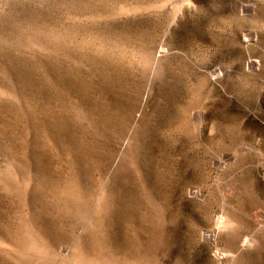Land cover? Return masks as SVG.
Listing matches in <instances>:
<instances>
[{"label":"rangeland","instance_id":"374dc122","mask_svg":"<svg viewBox=\"0 0 264 264\" xmlns=\"http://www.w3.org/2000/svg\"><path fill=\"white\" fill-rule=\"evenodd\" d=\"M0 264H264V0H0Z\"/></svg>","mask_w":264,"mask_h":264}]
</instances>
